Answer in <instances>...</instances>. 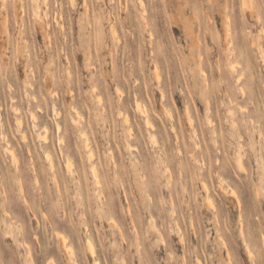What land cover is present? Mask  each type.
<instances>
[{"label": "rangeland", "instance_id": "rangeland-1", "mask_svg": "<svg viewBox=\"0 0 264 264\" xmlns=\"http://www.w3.org/2000/svg\"><path fill=\"white\" fill-rule=\"evenodd\" d=\"M97 263L264 264V0H0V264Z\"/></svg>", "mask_w": 264, "mask_h": 264}, {"label": "bare ground", "instance_id": "bare-ground-1", "mask_svg": "<svg viewBox=\"0 0 264 264\" xmlns=\"http://www.w3.org/2000/svg\"><path fill=\"white\" fill-rule=\"evenodd\" d=\"M247 3V0H243V4L245 5ZM38 10H39V7L38 6H36V8H35V16H36V18L37 17H39V15H38ZM115 34V33H114ZM233 67H234V65H233ZM202 72V71H201ZM204 74V73H203ZM243 76V75H242ZM157 77H159V76H157ZM242 77H240V79H241ZM237 81H239L240 82V80L238 79ZM242 91V90H241ZM244 95V94H243ZM136 107L138 108V109H140L141 108V106H140V104H138V105H136ZM141 112H142V110H141ZM142 113H144V112H142ZM35 119V118H34ZM33 119V120H34ZM147 119H149V118H147ZM146 119V122L145 123H147V124H149L150 122H149V120H147ZM19 123H20V121H19ZM151 124V123H150ZM149 124V125H150ZM20 126V125H19ZM57 127H58V125H56ZM59 128V127H58ZM59 130V129H58ZM23 136V135H22ZM44 138L46 137V135L44 134V136H43ZM23 138H24V136H23ZM60 140V139H59ZM59 142H61V140L59 141ZM6 150V149H5ZM7 151V150H6ZM8 152V151H7ZM10 153H11V151H9ZM11 155H12V157L14 158V154L13 153H11ZM11 157V158H12ZM46 158L48 159V163H49V167L50 168H53V161H52V159H51V157H50V154L49 153H47L46 154ZM239 164H240V162H238ZM70 162L68 161V159H67V163H66V166H67V168H70ZM242 165V164H241ZM240 166V165H239ZM92 173H93V175L96 177L95 179H97V170H96V168H95V166L94 167H92ZM223 185V184H222ZM204 187H206L205 185H204ZM209 197V196H208ZM207 197V198H208ZM210 204H211V202H209ZM63 240V239H62ZM64 241H65V239H64ZM64 245V244H63ZM93 246H92V243L88 240L87 241V249H88V251H89V253L90 254H94L93 252ZM98 264V263H97Z\"/></svg>", "mask_w": 264, "mask_h": 264}]
</instances>
